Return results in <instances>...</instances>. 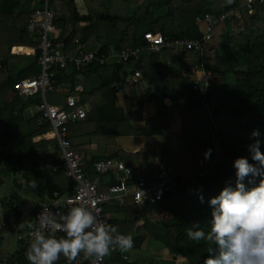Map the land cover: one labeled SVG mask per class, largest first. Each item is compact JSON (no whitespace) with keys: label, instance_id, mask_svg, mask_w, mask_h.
I'll return each mask as SVG.
<instances>
[{"label":"trees","instance_id":"trees-1","mask_svg":"<svg viewBox=\"0 0 264 264\" xmlns=\"http://www.w3.org/2000/svg\"><path fill=\"white\" fill-rule=\"evenodd\" d=\"M51 1L55 7L57 4L60 5L56 8L59 14L55 13V24L59 25L60 31L53 37L50 35L51 40L62 41L63 50L67 55L83 51L91 38V33L88 31L90 27L82 30L73 28L69 33H65L68 25L65 14H71L69 20L74 25L91 24L93 16L81 14V9L76 5L78 0ZM145 1L149 2L145 12L132 18L121 15L126 13V7L120 0H111L104 5V9L108 12L100 15L99 20L114 24L128 22V25L123 28L120 39H96L101 46L100 53H106L111 45H114L119 52L139 46L147 47L143 34L135 35L132 31L134 25L136 27L144 25L142 28L145 32L161 33L170 38H199L202 30L198 19L206 14L218 15L230 8L240 7L239 19L234 20V23L220 24L214 28L213 37L202 54L175 50H164L159 54H152L145 50L138 61L132 60L109 66L95 63L80 72L73 73L87 76L99 73L100 82L95 90L104 98L112 97V103L116 104L120 94L111 89L110 84L123 79L128 72L140 71L143 78L148 80L149 87L144 92L145 98H138L132 104L135 105L138 101L142 105L146 101L168 100L177 108L179 112L174 122H178V125H175L176 129L170 125L173 122L169 115L149 117L146 119L145 126L137 129L128 124L127 116L123 113L121 119L115 120V126L128 125L129 131L125 133L126 136H163L164 146L161 152L127 153L118 150L107 158L121 160L135 170L147 172L152 171L156 163L164 162L172 167L173 178L165 201L138 206L131 200H127L123 208H115L112 211L124 213L127 216L126 223L122 227L117 226L111 219L109 225L116 226L119 233L123 234L125 230L130 232L133 238L131 250L140 249L144 242V238L134 235V232L143 231L167 248L174 264H203L204 259L210 255L208 248L211 245L203 240L188 239L186 228L192 227L195 223L206 233L210 231L212 208L208 201L217 196L226 186L235 187L234 160L247 157L250 163H255L251 160L248 151V145L254 143L255 139L250 136L253 130H259L261 133L259 139L261 152L264 153V3L256 0L253 3L255 13L249 15L247 5L251 3V0H234L230 5H225L223 0ZM30 2L31 0H0V27L8 24L10 20L22 24V30L18 33H0V102L2 103L0 144L4 145L3 149L7 152L9 166L13 164L15 166L17 162L15 158L21 160L22 154L27 156L28 151L34 146L32 143L34 136L48 131V127L37 125L39 117L37 115L29 121L27 134L16 144L15 151L8 152V143L15 142L14 127L19 118L15 115L16 105L21 104L22 111L27 106L38 105L41 100L37 96L27 98L24 102L13 90V85L18 80L31 78L40 73L38 60L41 50L38 48V42L35 43L26 29L32 9L40 8V5L35 3L32 5ZM84 8L92 9L93 6L85 5ZM164 8L166 13L163 16L156 13ZM15 10L18 11L14 14ZM15 46L35 48V55L34 60L12 78L6 71L8 56ZM216 49H219L218 55L214 54ZM193 66L206 75L209 83L218 87L207 89L203 94L195 90L190 76V68ZM229 75L233 76V83H228ZM66 79L65 71L55 70L52 85L61 86L59 91H62L65 89L63 86ZM82 82L86 83H81L83 89L80 91L79 105L85 103L88 88L87 79L85 78ZM77 85H79L78 82L71 85V89H67L66 96L63 94L64 97L73 95ZM138 86L139 84L128 87L124 92L131 90L130 92L134 93ZM53 94L47 95V100L48 96ZM48 102L51 104L49 100ZM75 125L84 124L76 122L69 127L67 136L70 141ZM178 138L180 141H177ZM169 141L171 145L176 146L179 142L181 145V150L178 149L181 166L177 170L169 164L170 159L166 149V142L169 143ZM198 142L201 143L200 148L196 149ZM208 149L212 150L211 155L205 159L204 154ZM219 154L222 158H219ZM173 157L172 155L171 158ZM31 158L36 159L32 170L37 172L34 176L30 175L29 181L33 183L35 189L48 197L57 191H67V179L60 181L56 178L58 174H50L46 170L49 155L41 154ZM101 159L105 158L90 159L83 163V166L89 167L93 162ZM51 163H58V159H54ZM245 183L250 189L258 185L259 179L254 184H247V180ZM198 194L203 196V203L200 202ZM178 196L182 197L183 204L178 209H172V215L168 220L161 222L153 218V213L166 208L167 202L176 200ZM38 208L36 207L34 212ZM25 252V250L17 252L16 264H29ZM107 260L114 264H137L120 257L115 259L108 256Z\"/></svg>","mask_w":264,"mask_h":264},{"label":"built area","instance_id":"built-area-1","mask_svg":"<svg viewBox=\"0 0 264 264\" xmlns=\"http://www.w3.org/2000/svg\"><path fill=\"white\" fill-rule=\"evenodd\" d=\"M255 1L251 0V3L247 5L249 15L255 13L253 6ZM259 2L263 4L264 0ZM35 4L40 5V8L32 9L26 29L30 35L36 37L38 48L41 50L38 60L40 73L31 78L18 80L13 85V90L21 99L40 97L41 100L37 105L39 116L37 125L48 127V131L40 136L54 142L58 159V163H49L46 168L51 173L64 175L66 179L73 181L74 185L71 192H54L48 198V202L34 212L32 226L26 233L30 241L36 230L45 235L49 233L50 226L44 223L45 219L59 222L60 217L67 215L72 207H86L99 219L110 224L112 211L115 208H123L127 200H131L138 206L165 201L173 178L172 167L164 162L156 163L150 172L135 170L122 161L111 158L97 160L89 167L83 166L82 158L75 153L67 133L72 124L86 117V112L84 107L79 105V99L75 95H68L60 105L48 102L47 95L61 89V86L52 85L54 71L66 72L72 69L73 72H80L95 63L108 65L138 61L145 50L152 54H159L164 50L202 54L212 39L216 26L232 23L240 18V7H234L222 14H206L198 19L199 26L203 27L199 38H170L161 33L149 31L143 34L147 47L139 46L124 52L111 50L106 53L81 50L67 55L63 50L62 41L53 42L50 37L51 29L55 25L52 1L35 0ZM12 52H15V48H12ZM25 53L28 54L29 50ZM192 72L194 73V70ZM143 80L140 71H132L128 72L123 79L113 81L110 88L118 94H123L126 88L138 85ZM52 234L57 238L65 235L61 231H55ZM108 256L128 260L125 252L113 251L100 261L78 254L71 264H114L107 260Z\"/></svg>","mask_w":264,"mask_h":264},{"label":"crops","instance_id":"crops-1","mask_svg":"<svg viewBox=\"0 0 264 264\" xmlns=\"http://www.w3.org/2000/svg\"><path fill=\"white\" fill-rule=\"evenodd\" d=\"M18 10L14 11V14ZM14 16V15H13ZM88 25L80 23L74 26V29L82 30L87 28ZM58 27H56L57 29ZM22 30V24L17 21L14 22L10 20L7 24L0 27V33H18ZM60 31V30H59ZM55 32H52L51 36ZM96 47H85L84 50L87 51H100L101 46L99 43H96ZM17 48H25L29 50L27 56L30 58L25 59V57L20 56L19 53H13L8 57L7 70H9L11 77L17 75V73L28 66L31 61V56L35 55V48H27L24 46H15ZM118 51L114 45H111L108 51ZM24 54H26L24 52ZM21 61V62H19ZM109 65H118L114 63H109ZM66 81L64 83V88L67 91L68 88L71 89V85H75L77 82L79 85L75 86V92L73 95L77 96L81 100L80 91L83 89L81 83L85 78L88 81V88L86 94L85 103L82 106L85 109L86 117L78 122H82L84 125H75L72 132L71 142L75 153L81 156L83 163L87 162L93 158H107L113 155L118 150H123L127 153H144V152H161L164 146V137L163 136H126L125 133L129 131L128 125H124L120 130L117 128L114 130L108 128L102 123L96 124V118L99 115H103L104 119H110L115 121V119H121V116H116V111L118 108L122 111L121 113L127 116L126 120L128 124L133 128H143L146 124V119L149 117H156L159 110L167 107L166 104L162 103L157 105L158 102L163 101L159 100L156 102L145 103L140 106L134 107L132 104L138 98H141L145 95V90L149 87L148 80H143L138 87H136V92L132 93L130 91L120 94V98L116 104L112 103V97L104 98L98 91H96V86L100 82L99 73H93L92 75L84 74H73L72 69H68L66 72ZM9 75V76H10ZM69 91V90H68ZM128 94V96H127ZM126 95V98H125ZM53 101V100H51ZM64 101V100H63ZM62 101V102H63ZM60 103H51L53 105H60ZM2 103L0 102V107ZM21 104L16 105L15 115L19 118L15 124V142L10 141L8 143L9 149L15 151L17 147L16 144L20 142L22 137L27 134L28 123L30 120L35 118L38 114L37 104H33L23 108L21 111ZM149 110L148 117H145L146 111ZM152 112L154 114H152ZM112 121V122H113ZM114 124V122H113ZM1 125V123H0ZM75 134V135H74ZM111 134L114 138L113 143L115 147L109 149L110 144L108 145H99L101 144L100 137ZM91 135L96 136L97 143L94 142L91 138ZM50 140L42 138L40 135L34 136L32 143L34 146L28 151L27 156L21 155V160L15 158L17 161L15 166H9L10 162L6 158V150L3 149V144H0V264H16V256L19 250H27L30 244V239L26 236L27 230L31 228V223L25 224L27 218L31 214V220H33V213L36 207L48 202V196L41 194L37 189L33 187V183L29 181L30 175L34 176L37 170H32L35 158L31 156H38L41 154L49 155L48 163L51 164V161L57 158L56 149L54 144L48 145ZM15 144V145H14ZM19 161V162H18ZM121 161V160H120ZM47 166V165H46ZM47 170V168H46ZM48 171V170H47ZM49 172V171H48ZM58 174L56 178L62 181L65 178L64 175L60 173H51ZM28 175V176H26ZM66 187L68 189V184L70 180L67 179ZM31 188L34 195H37V198H34L28 191ZM67 192V191H66ZM27 193L31 199H29L28 204L23 201V194ZM22 203V204H21ZM20 216L18 217V214ZM14 235L16 239L14 240ZM28 261V260H27ZM29 263V262H28ZM55 264H68V261L64 257H60Z\"/></svg>","mask_w":264,"mask_h":264},{"label":"clouds","instance_id":"clouds-1","mask_svg":"<svg viewBox=\"0 0 264 264\" xmlns=\"http://www.w3.org/2000/svg\"><path fill=\"white\" fill-rule=\"evenodd\" d=\"M260 135L259 130H253L250 136L255 138L254 143L248 145L255 163L247 157L235 159V187L226 186L208 201L212 208L210 231L206 233L195 223L186 228L188 239L211 245L203 264H264V153ZM211 151L206 150L205 159ZM257 179V186L246 187V180L254 184ZM198 198L204 202L202 195L198 194ZM44 223L50 231L47 235L39 230L33 233L25 252L29 264H55L60 257L71 264L78 254L100 261L113 251L123 253L133 247L131 235L119 233L116 226L99 219L86 207H72L59 222L45 219ZM55 231L65 235L57 238L52 234Z\"/></svg>","mask_w":264,"mask_h":264},{"label":"rangeland","instance_id":"rangeland-1","mask_svg":"<svg viewBox=\"0 0 264 264\" xmlns=\"http://www.w3.org/2000/svg\"><path fill=\"white\" fill-rule=\"evenodd\" d=\"M110 1L111 0H95V1H93V0H78L76 2V5L78 6V8L81 9V14H91L94 18L93 22L91 24H87L90 27L88 31H90V33H91V38L87 42V47H90V48L96 47V45H97L96 43H98L96 41V39H98V38L113 39V40L120 39L122 32H123L122 31L123 28L128 25V22H125L124 24H122V23L114 24L111 22H103V21L98 19V17L100 15L106 14L108 12L104 9V5L108 4ZM233 1L234 0H223L225 5H230ZM120 2L126 7V13L121 14V15L126 16V17L129 16V18L136 17L137 15L143 14L145 12V8L149 4V2L145 1V0H143L141 2H137L136 0H129V1L120 0ZM30 3H32V5H34L35 0H31ZM140 4H143V5L140 6ZM85 5L93 6V8L92 9H86L87 7L84 8ZM59 6L60 5L57 4V6L55 7V4H53L54 13H56L57 15L59 13L56 11V8ZM109 13L111 14V12H109ZM156 13H158V15L163 16L166 13V8L156 11ZM65 15L67 17V23H68V25L65 29V33H69L74 28L75 25L73 24V22L71 20H69V19H71V14L66 13ZM158 15H156V16H158ZM55 17H56V15H55ZM234 22L235 21H233V23ZM58 26L59 25L55 24L53 29H51V32L54 31L55 33H57L60 30V28ZM143 26L144 25H139L138 27H136L134 25L132 31H134L135 35L136 34L142 35L145 33L144 29L142 28ZM55 27H58V28L56 29ZM200 28L202 29L203 27L201 26ZM51 32H50V34H51ZM31 37H32V39H34V41L36 43V37H33V35H31ZM20 53H21L20 54L21 57H25V59H27V60H28V58H30L29 56H27V54H24L22 52H20ZM12 54L13 53H12V49H11L10 55H12ZM214 54L218 55L219 49H216ZM32 59L34 60V56H31V61H32ZM19 62H21V61H19ZM192 70H194V73L192 72ZM6 73H7V75H10L9 70H7ZM190 76L192 79V84H193L194 89L199 91L200 93H205L207 91V89H215L218 87L215 84L209 83L206 75L203 72L197 71V68L195 66L190 68ZM14 77H12V78H14ZM227 80H228V83L234 82L232 75H229ZM219 87H220V85H219ZM66 92L67 91L65 89L62 91L58 90L53 95L48 96V100L54 104L60 103L65 99L64 95L66 96ZM144 98L145 97H143V99ZM51 100H53V101H51ZM23 101L25 102L26 100L23 99ZM161 102L166 104L167 107L159 110L157 116H159V117L163 116V115L171 116L173 123L170 125L171 126L173 125L174 129H176L175 125H178V122H176V123H174V122L177 119L176 115L178 114L179 111L168 100L160 101L157 103V105L162 104ZM145 103H151V102L146 101ZM140 105L141 104L138 101V102H135L134 107L140 106ZM149 114H150L149 110H147L145 113V117H148ZM152 114H154V113L152 112ZM119 115L122 116V113H121L120 109L118 108V110L116 111V116H119ZM115 120H117V119H115ZM112 121L113 120H110V119H104L103 115L102 116L99 115V117L96 118L95 123L96 124L102 123L103 125L107 126L110 129L113 126L114 130L116 129V126H117L118 130H120L124 126L122 124L115 126V121H113L114 124ZM91 138L94 142L97 143L95 135H91ZM113 140H114V138L111 134H107L106 136H101L100 137L101 144H99V145L101 146L103 144L106 146L112 142L109 149L114 148L115 143H113ZM177 141H180V139L178 138ZM179 143L176 144V146H174V144L171 145V141H169V143L166 142V149L168 152L167 154H168V157L170 159L169 164L172 165L173 168H175L176 170L181 166V161H180L181 157H180V154L178 151V149L181 150V145H179ZM52 144H54L53 141H50L48 143V145H52ZM200 144H201L200 142H198L196 144V149L200 148ZM172 155L174 156L173 158H171ZM219 158H222L221 154H219ZM28 188L30 189L28 192L31 195H34L31 188L29 186H28ZM32 197L37 198V195H34ZM29 199H31L29 197V195L27 193H24L23 194L24 203L28 204V202H30V201H28ZM167 203L168 204H167L166 208L153 213L154 219H157L161 222L168 220L172 215V209H178L183 204L182 197L178 196V198L176 200L169 201ZM30 217H31V214L27 218V221H25L24 225L31 223L32 220ZM126 218H127V216L124 213H118V212L113 213L112 212V214H111V219H112V221H115V224L117 226L122 227L126 223ZM123 234L130 235V232L125 230L123 232ZM134 235L142 236L144 238V242L142 243L140 249H138V250H131L130 249L127 252H125L126 255L128 256V260H126V261L134 262L137 264H174L172 256L169 254L167 248L163 244L155 241L153 238L149 237L143 231L138 232V233L134 232ZM15 239H16V236L14 235V240Z\"/></svg>","mask_w":264,"mask_h":264},{"label":"bare ground","instance_id":"bare-ground-1","mask_svg":"<svg viewBox=\"0 0 264 264\" xmlns=\"http://www.w3.org/2000/svg\"><path fill=\"white\" fill-rule=\"evenodd\" d=\"M25 51H28L27 49H25V48H21V49H15V53H19V52H22V53H24ZM47 137H50L49 135H47Z\"/></svg>","mask_w":264,"mask_h":264},{"label":"water","instance_id":"water-1","mask_svg":"<svg viewBox=\"0 0 264 264\" xmlns=\"http://www.w3.org/2000/svg\"><path fill=\"white\" fill-rule=\"evenodd\" d=\"M73 185H74V182L73 181H70L69 184H68V189H67L68 192H71L72 191Z\"/></svg>","mask_w":264,"mask_h":264}]
</instances>
